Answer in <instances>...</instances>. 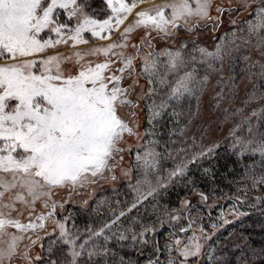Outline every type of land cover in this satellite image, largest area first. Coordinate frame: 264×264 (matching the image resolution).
Wrapping results in <instances>:
<instances>
[{
    "label": "snow or ice",
    "instance_id": "1",
    "mask_svg": "<svg viewBox=\"0 0 264 264\" xmlns=\"http://www.w3.org/2000/svg\"><path fill=\"white\" fill-rule=\"evenodd\" d=\"M240 81L258 107L213 139L202 98ZM221 148L228 214L264 213V0H0V264H138L125 250L149 246L147 264H264V245L217 239L229 193L203 163Z\"/></svg>",
    "mask_w": 264,
    "mask_h": 264
},
{
    "label": "rangeland",
    "instance_id": "2",
    "mask_svg": "<svg viewBox=\"0 0 264 264\" xmlns=\"http://www.w3.org/2000/svg\"><path fill=\"white\" fill-rule=\"evenodd\" d=\"M216 3H222L225 6L227 5L228 0H215ZM233 4L237 3V0H232ZM215 15V13H213ZM237 16L243 15V13L236 14ZM224 22L220 24L218 31L212 32L211 26H209V29L207 32H200L198 35L200 36V40L205 45L211 46L215 43L214 37H218L222 35L225 31H228L230 29V24L228 22L227 15L223 17ZM252 90L251 84L247 81H240L238 82V88L236 89L235 93L231 96L228 95L227 89H225V98L219 103V106H215L214 104L210 106V101L212 100V94L205 95L202 98L201 103V115L205 121L208 122L205 126L207 127L209 124L212 128V138L213 139H219L228 134V129L233 123V116L232 113L235 109H242L243 111L236 114V122H239L242 115L246 114L251 110L253 107H258V104L256 102H247L248 98L245 95L246 92H250ZM247 102V103H246ZM224 109H227V111H223ZM127 159V157H126ZM170 165L166 166L169 167ZM117 186H121V182H117ZM110 185H103L102 188L99 191L101 196H110L109 194H106L108 192L107 189H109ZM112 195V193H111ZM125 197H121V199H124ZM226 199V200H225ZM212 201L210 200L209 203ZM225 202V207L223 206V203ZM232 203L231 198H224L217 201L218 207L211 210V216L213 220L220 214L221 209H223L225 216L227 219L232 220L235 222V220H238L239 218H236L233 220V217L229 215V206ZM66 207L69 208L70 211H72L74 214H76L79 218L77 219V224L80 227H84L86 224L83 223L81 215H79L77 211V205H66ZM251 208L244 207L241 210L246 211L250 210ZM105 209H101V211H104ZM201 213L204 215V223L207 226L211 221L208 219V214L206 209H201ZM247 212V211H246ZM232 222V223H233ZM231 223V224H232ZM229 224V225H231ZM229 225H226L220 233H222ZM50 230V229H49ZM159 232L162 233L163 239L161 240V243H163L166 234L168 232V227L165 225L163 228L159 229ZM219 233V234H220ZM155 239L157 240V237L155 236ZM46 243V241H45ZM144 250H149L150 254L152 253L153 249L151 246L142 248L139 252L142 253ZM40 251V246L37 244L34 248V253ZM137 251V250H136ZM149 258H146L145 261L141 264H147Z\"/></svg>",
    "mask_w": 264,
    "mask_h": 264
},
{
    "label": "trees",
    "instance_id": "3",
    "mask_svg": "<svg viewBox=\"0 0 264 264\" xmlns=\"http://www.w3.org/2000/svg\"><path fill=\"white\" fill-rule=\"evenodd\" d=\"M210 166H214V170L216 172V184L223 192L229 193L228 198H231V195L235 192L236 187L235 184L229 183L234 179L233 175H229V172H231L233 167H235L232 163V159H230L229 156L224 152L223 148H221L220 154L217 158L212 159L210 162L206 160L203 163L204 168H208ZM195 175L198 179H200L199 172H196ZM236 178L238 179V177ZM186 193V188L177 187L176 189H173L168 195L172 201H176L178 197L183 198ZM106 194L112 196L110 191H108ZM121 197L124 196L122 195ZM163 202L166 203L167 201ZM224 205L225 202L223 203V206ZM246 211L248 215L235 220V222L229 225L227 229L218 235L217 239L219 240L220 244H227L229 247L234 244L241 246L247 244L249 247H255L257 249L260 248L261 245H264V213L254 209ZM81 217L83 223H91L87 216L81 215ZM229 233H232L233 235L230 237ZM156 237L160 242L163 239L161 232H158ZM125 253V259L131 258L133 261H138V264L143 263V261H145L146 258H149L150 256L149 250H144L141 254L135 249L128 248L125 250Z\"/></svg>",
    "mask_w": 264,
    "mask_h": 264
}]
</instances>
